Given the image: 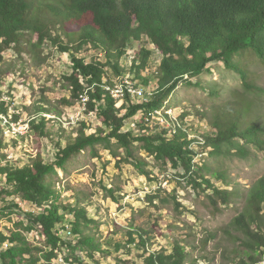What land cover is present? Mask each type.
Returning <instances> with one entry per match:
<instances>
[{
	"label": "trees",
	"instance_id": "1",
	"mask_svg": "<svg viewBox=\"0 0 264 264\" xmlns=\"http://www.w3.org/2000/svg\"><path fill=\"white\" fill-rule=\"evenodd\" d=\"M32 36H36L35 39ZM146 41L161 56L157 68L152 63L154 52L146 47ZM47 42L71 57L72 72L64 77L71 97L63 98L64 106L83 101L85 113L97 116L101 126L88 133L85 128L90 125L83 123L78 135L69 137L65 146L61 138L56 139L53 161L45 163V158L38 154L23 167L0 166L6 183L0 188V214L14 213L16 208L24 211L20 202L7 198L18 196L24 203L42 209L39 213L28 212L30 223L26 228L40 227L46 238L45 245L40 246L21 231L0 230V264H53L57 250L63 246L69 253L67 261L86 264L83 257L76 254L77 249L91 259L95 252L103 251L96 237L86 232L96 220L90 217L85 206L60 204V190L48 179L57 173V168L64 169L75 154L89 147L95 151L98 144L106 149H111L113 144L123 148L126 152L123 159L149 177L151 172L145 168L147 162L135 155L136 144H139L155 160L178 169L180 176L190 184L211 190L209 197L217 207L244 197L245 206L230 223L243 235L245 257H241L239 264H264V174L246 191L238 187L219 188L207 177L209 167L198 162L197 157L206 153L193 147L195 141H202L199 142L203 143L202 151L211 155L235 150L241 157L250 155L249 147L264 150V88L251 79L250 70L237 59L238 55L258 57L264 65V0H0V62L9 49L18 55L27 52L37 59ZM135 44L142 46L135 49ZM89 45L98 55L87 61L79 54ZM214 61L237 71L243 90L237 91L238 98L214 106L209 120L214 135L198 134L192 138L184 128V121H178L179 116L174 119L158 111L166 107L180 82L199 84L192 79L209 71ZM118 83L126 86V102L121 105L108 89ZM130 86L143 88L144 97L131 93ZM26 109L28 132L35 130L41 136L54 138L55 131L49 126L53 120L47 116L54 112L53 119L60 121L58 132L67 139L68 130L63 126L65 112L59 106L44 98L33 108ZM0 114L9 115V105L1 97ZM186 114L183 113L182 118ZM155 115L162 119L167 117L170 127L177 122L172 136H169L172 130L158 132L150 119L140 120ZM20 118V113L13 115L15 121ZM0 129L3 133L1 125ZM27 135L19 134L22 138ZM1 142L0 138V145ZM113 153L119 158L118 153ZM121 161L120 157L119 163ZM212 175L229 179L227 173L220 171ZM67 213L72 215L69 240L60 236L58 228ZM133 229L128 232L129 243H135L139 237L138 245L146 250L150 232ZM208 237L205 244L212 236ZM6 242L9 247L4 248ZM188 258L186 246L176 241L170 253L165 250L148 253L144 264H187ZM191 264L197 263L192 259Z\"/></svg>",
	"mask_w": 264,
	"mask_h": 264
},
{
	"label": "rangeland",
	"instance_id": "2",
	"mask_svg": "<svg viewBox=\"0 0 264 264\" xmlns=\"http://www.w3.org/2000/svg\"><path fill=\"white\" fill-rule=\"evenodd\" d=\"M32 37L35 39L36 36ZM145 45L154 52L153 66L159 67L161 56L158 50L148 41ZM139 46L142 44H135L134 48L137 49ZM97 52L89 45L81 50L79 56L90 61L96 58ZM18 54L13 49H9L3 53L4 60L0 62V76L4 75L0 79V97L2 100H4L3 95L9 98L5 101L12 113L11 116L0 114V125L4 130L2 133L0 129L2 140L0 166L7 164L18 166L22 162L25 165L38 154L47 161H53L57 147L56 139L61 138L62 146H65L70 140L69 137L74 138L78 135L79 130L84 126L83 123H89L90 126L85 128L88 133L95 130L96 126H101L97 116L85 113L83 101L79 100L73 106L63 104V98L71 97L64 79L72 72V61L68 53L65 59V53L47 42L40 49L37 59L27 52ZM237 59L250 70L251 79L264 88V65L258 57L238 55ZM209 67L211 70L192 79L194 83L198 81L199 84L196 82L195 85H190L180 82L162 111V114L167 113L174 119L179 116L178 121H184V128L192 138L199 136L198 134L214 135L215 130L209 124L214 106L238 98L237 91L243 90L242 78L237 71L216 61L210 63ZM9 77H11L10 81ZM115 80L119 81L118 78ZM118 85L121 84L118 83ZM120 89L124 90V87ZM44 98L65 112L63 126L68 130L65 132L67 139L58 132L61 128L60 121L53 119L56 117L54 112L48 113L47 116L53 120L50 121L49 126L55 131V139L41 136L35 130L32 133L28 132L29 124L26 116L29 113L26 107L33 108ZM29 100L31 103L25 102ZM186 112L188 114L182 118V114ZM15 113L21 115L17 121L13 119ZM4 117L10 123L6 122ZM158 121L165 124L156 126L158 132L161 130L170 132L169 130H172L177 123L174 121L173 126L170 127L167 117L158 118ZM24 125H27L22 132L24 134L17 131L16 136L11 138L8 136V132L16 131ZM173 133L172 130L169 136ZM19 134L29 135L22 138ZM199 142L202 141H195L193 147H198L196 148L198 152L206 154L204 156L200 154L198 162L209 167L206 172L207 177L211 178L219 188L232 190L238 187L246 191L264 174V150L262 149L249 147L251 152L247 157L237 155L234 153L235 150L211 155L206 150L202 151L203 143L200 145ZM95 148V151L89 147L75 154L64 169L57 168V173L48 177L60 190L61 197L58 199L60 204L71 203L85 206L90 217L96 220L89 225L86 232L96 237L103 251L95 252L94 259H91L77 249L76 254L81 255L86 264L89 262L90 264H144V258L148 253L158 250L170 253L176 241L186 246L189 256L186 260L187 264H191L192 259L197 264H239L241 257H245V248L241 243L243 235L230 226L233 218L245 206L244 197L230 205L220 204L217 207L209 197L211 190H204L190 184L187 179L180 176L178 169L166 167L155 160L153 156L142 150L139 144H136L135 155L147 162L145 168L151 172L149 177L142 174L133 163L123 159L126 154L123 148H118L115 144L111 149H106L102 144H98ZM12 152L17 154L16 159L9 158ZM113 152L118 153L119 158ZM120 157L123 160L121 163H119ZM218 171L227 173L229 179H218L212 175ZM98 173L100 179L96 178ZM140 177L144 179L140 180ZM109 184L111 187L108 186ZM152 184H156L157 187L141 198L138 193L145 187L150 188ZM129 185H133L130 192L126 190ZM5 186V177L0 173V188ZM133 196L135 202L130 199ZM150 197L154 198L150 199ZM7 198L20 202L24 211L16 208L14 213L0 214V230L5 233H10L12 230L21 231L32 243L44 246L46 238L39 230L40 227L33 230L26 228L30 223L28 212L39 213L42 209L39 210L33 205L24 203L15 195L7 196ZM0 204H2L1 199ZM113 204L117 205L115 211L119 215L113 214ZM61 213L66 214L63 210ZM124 213L128 214L124 215ZM65 216L66 219L58 228L60 236L69 240L72 237L69 230L71 229L69 219L72 215ZM135 227L150 232L151 239L146 243V250L138 245L139 237H136L135 243L128 241V232ZM209 235L212 237L205 244V239L209 238ZM169 249H171L170 252ZM57 253L58 256L53 259L55 264H79L71 263V260L67 261L66 258L69 256L67 247L63 246L57 250Z\"/></svg>",
	"mask_w": 264,
	"mask_h": 264
},
{
	"label": "clouds",
	"instance_id": "3",
	"mask_svg": "<svg viewBox=\"0 0 264 264\" xmlns=\"http://www.w3.org/2000/svg\"><path fill=\"white\" fill-rule=\"evenodd\" d=\"M53 35H55V33H53ZM64 57H65V59H67V53L64 54ZM8 79H9V81H10V80H11V77H9ZM114 95H115V93H114ZM85 98H86V97H85ZM3 99H4V100H7V99H9V98H8L7 96H5V97H3ZM25 102H26V103H31L30 100H29V101H25ZM17 103H19V100H17ZM11 114H12V113H11V109H10V110H9V116H11ZM25 127H27V125H24L23 127L17 128L16 131L8 132V136H9L10 138L16 136L17 131H19V132H23ZM24 147H27V145H24ZM29 151H31V149H29ZM33 155H35V153H33ZM9 158H10V159H16V158H17V154H16L15 152H12V153H10V157H9ZM197 159H198V157H197ZM45 163H47V160H45ZM23 166H24L23 162L20 163V164L18 165V167H23ZM126 175H127V174H126ZM96 178H97V179H100V175H99V173L97 174V177H96ZM143 179H144V177H140V180H143ZM108 186L111 187L110 184H109ZM132 187H133V185H129L128 188H127L126 190L130 192ZM156 187H157L156 184H152L150 188L145 187L144 190H142L141 192L138 193V195H139L141 198H143L148 192H150L151 190L155 189ZM97 198H98V197H97ZM130 199H131L133 202H135V197H134V196L131 197ZM116 207H117V205H115V204L112 205L113 214H115V215H119V214L116 213V211H115ZM127 214H128V213H124V215H127ZM120 218H121V220H123V216H121ZM9 227H11V225H9ZM3 247H4V248L9 247V245L7 244V242L4 244ZM170 251H171V249H169V252H170ZM53 264H55V262H53ZM89 264H90V262H89Z\"/></svg>",
	"mask_w": 264,
	"mask_h": 264
},
{
	"label": "bare ground",
	"instance_id": "4",
	"mask_svg": "<svg viewBox=\"0 0 264 264\" xmlns=\"http://www.w3.org/2000/svg\"><path fill=\"white\" fill-rule=\"evenodd\" d=\"M108 89H110L111 91H112V93L114 94L115 93V96L116 97H120V96H124L125 95V90H123V89H120V87H118V84H116V85H114V87H108ZM144 89L143 88H139V87H137V88H134V87H132V86H130L129 87V91L131 92V93H134V94H136V95H138L139 97H144V91H143ZM118 104V103H117ZM118 105H121V104H118ZM165 108V107H164ZM163 108V109H164ZM162 111L163 110H159L158 111V113L159 114H161L162 113ZM6 117V116H5ZM4 117V118H5ZM5 121L6 122H8V123H10V121L9 120H7V118H5ZM12 124V123H11ZM25 131V130H24ZM19 133V132H18ZM22 133V132H21ZM22 134H24V133H22Z\"/></svg>",
	"mask_w": 264,
	"mask_h": 264
},
{
	"label": "built area",
	"instance_id": "5",
	"mask_svg": "<svg viewBox=\"0 0 264 264\" xmlns=\"http://www.w3.org/2000/svg\"><path fill=\"white\" fill-rule=\"evenodd\" d=\"M118 87H126L125 85H118ZM4 97V95H3ZM117 99V103L118 104H123L124 102H126V99H124V96H120V97H115ZM143 119H150L151 120V125L156 127L157 125H165L164 123H160L158 121V118L157 116H149L148 118H140V120H143ZM140 121H138L137 123H135L134 125L138 124ZM133 127V126H132ZM132 127L128 128L131 129ZM40 210V209H39ZM8 243V242H7Z\"/></svg>",
	"mask_w": 264,
	"mask_h": 264
}]
</instances>
